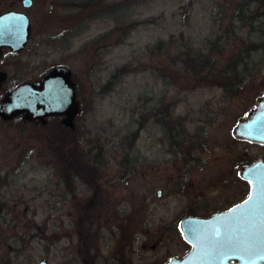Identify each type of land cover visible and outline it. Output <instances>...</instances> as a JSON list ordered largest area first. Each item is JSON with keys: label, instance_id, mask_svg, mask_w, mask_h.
Wrapping results in <instances>:
<instances>
[{"label": "rangeland", "instance_id": "obj_1", "mask_svg": "<svg viewBox=\"0 0 264 264\" xmlns=\"http://www.w3.org/2000/svg\"><path fill=\"white\" fill-rule=\"evenodd\" d=\"M22 1L0 0V14L24 12L32 31L20 55L0 62L9 74L0 100L60 66L77 82L80 111L73 135L57 119H0V264L183 256L179 221L243 199L237 167L264 159L263 145L231 134L264 92V14L254 19L264 0ZM185 52L215 67L193 75ZM235 62L241 82L228 92L200 80ZM73 152L90 165L67 188Z\"/></svg>", "mask_w": 264, "mask_h": 264}, {"label": "water", "instance_id": "obj_2", "mask_svg": "<svg viewBox=\"0 0 264 264\" xmlns=\"http://www.w3.org/2000/svg\"><path fill=\"white\" fill-rule=\"evenodd\" d=\"M22 5L29 9L32 7V0H23ZM30 36V21L25 14L10 12L0 16V49L7 46L13 52H20ZM70 78V71L61 68L42 80L17 86L1 99L0 119L9 122L21 115L26 122H44L46 118L58 116L62 117L61 124L65 128L74 131L78 108L75 102V84ZM231 134L235 139L264 145V98L244 119L237 122ZM238 176L250 182L254 190H264V162L240 168ZM157 195L160 197L161 191H157ZM252 201L251 197V200L247 199L206 219L188 217L181 220L180 234L192 249L185 258H172L167 264H229L232 249L230 245L234 243L233 237L236 236L232 232L235 213L244 208L243 215H246L247 206ZM37 264L48 263L42 259Z\"/></svg>", "mask_w": 264, "mask_h": 264}, {"label": "flooded vegetation", "instance_id": "obj_3", "mask_svg": "<svg viewBox=\"0 0 264 264\" xmlns=\"http://www.w3.org/2000/svg\"><path fill=\"white\" fill-rule=\"evenodd\" d=\"M10 12L25 14L24 12L7 11V13H10ZM7 13H4V14H7ZM4 14H0V16H2ZM31 35H32V31H31ZM30 38H31V36H30ZM29 42H30V39L27 42L25 48L20 52H13L7 46L2 47L0 49V53H1L0 54V62L4 58L5 59L7 58V60H9L11 58H15L14 56L17 57L18 55H20L26 49ZM10 61H13V59H11ZM61 68H65V67L55 66V67L49 69L46 73H44V75L39 80H42L44 77H46L49 74H54L57 69H61ZM65 69H67V68H65ZM0 73H1V77H0V88H1L3 86V84L8 80L9 74H8L7 70H5L1 67V65H0ZM70 73H71V71H70ZM39 80H37V81H39ZM24 81L19 83L17 86H19L23 83H30L28 81H25V82ZM70 81L75 84V102L77 103V108H78V111L76 114V117H77V115L79 114V111H80V106H79V101H78V93L79 92H78L77 82L74 81L72 73H71ZM34 82H36V81H34ZM17 86H13L12 88L6 89L3 97L5 96V94L7 92L15 89ZM263 98H264V92L258 97L256 104H254L253 107L250 108L246 112V115L250 110H253L256 107V105L258 104V102L260 100H262ZM76 117H75V119H76ZM48 119H55V120L57 119V120H59V122L61 124L62 117L56 116V117L46 118V119H44V122H45L44 124H46ZM75 119H74V121H75ZM32 122L43 123V122H38V121H32ZM43 126L45 127L46 125H43ZM74 126H75V123H74ZM75 130H76V126H75L74 131H71L72 135L75 133ZM263 148H264V145H263ZM259 161L264 162V159L263 160L258 159V160H254V161L251 160L248 163H245L241 166H238L237 170H236L237 175H238V171L240 170V168L246 167V166H252L256 162H259ZM240 181L245 185V191H244L245 194L243 196L244 197L243 199L233 203L232 205L229 206V208H227L225 210H219V211L213 212L211 214H208L206 216L205 215L202 216V215H197V214H191L189 217H193V218L197 217V218H201V219H206V218H209L215 214L225 212V211L229 210L230 208H233V207L243 203L245 200L249 199V197H252L253 201L247 206L246 215H243V213L245 212L244 208L240 211H236V213H235L232 232L234 234H236V236L233 237L234 243L230 245V247H232V249H231V253H230L231 260L229 261V264H264V190H259V189L254 190L252 188V185L250 184V182L242 180V179H240ZM156 195H157V193H156ZM161 195H162V193H161ZM255 196L257 197V200H255ZM186 218H188V217H186ZM180 222L181 221H179V223ZM187 244H188L189 250L183 256L170 257L168 259V261L164 264H167L169 262V260L172 258H178V259L185 258L187 256V254L192 249L191 245L189 243H187Z\"/></svg>", "mask_w": 264, "mask_h": 264}, {"label": "trees", "instance_id": "obj_4", "mask_svg": "<svg viewBox=\"0 0 264 264\" xmlns=\"http://www.w3.org/2000/svg\"><path fill=\"white\" fill-rule=\"evenodd\" d=\"M258 1H260V0H249L247 3L249 5L252 2H258ZM129 6H130V4L128 5V9H129ZM260 6L264 7V4L260 3ZM262 14H264V13L257 12L256 15L254 16V19L259 18ZM235 17H239L240 20H244L246 18V17H244L243 14H240V13H236ZM138 24H140V23L130 24L127 28L126 34L131 32L133 29H135ZM178 58H179V60H182V59L184 60L183 61L184 64L189 69V71L192 72L193 75L198 74L199 70H202L203 67H206V68L215 67L214 64L212 63L213 61L211 59V56L204 57L203 54H201V53H196V55H195L194 53H191V52H187V53L185 52V53L179 55ZM237 60L239 61V66H240L242 64L241 57H239ZM236 65H237V62H235V64L233 65L232 68H227L224 72H222L220 74H216V75L213 74L212 75V74L207 73L205 75H201V76H199L200 80L201 81L211 80L214 82H220L219 84L221 85V87L224 88L228 92V89L230 90V88H233V86H235L236 84H239L241 82V80L239 78V74L238 73L235 74L231 70V69L234 70L235 69L234 67ZM230 71H232V72H230ZM119 72L121 74L127 73V71H125V69L123 68L121 70H117L116 72H114V74L112 76L113 77L117 76V74H119ZM63 128L65 131H67L68 134H71V130H69L67 128L65 129V127H63ZM56 138L58 139V136ZM80 159L81 158L78 156L76 157L75 153H74L73 155L71 154V158L69 160H66L67 161V165L65 167L66 171L64 173H62V177L64 179L63 181L65 182V186L67 188H71L72 181L75 179V172H77L78 170L87 169V166L90 165L89 161H85L86 163L82 164L80 162ZM78 164H80L81 167ZM85 165H86V167H85Z\"/></svg>", "mask_w": 264, "mask_h": 264}, {"label": "snow or ice", "instance_id": "obj_5", "mask_svg": "<svg viewBox=\"0 0 264 264\" xmlns=\"http://www.w3.org/2000/svg\"><path fill=\"white\" fill-rule=\"evenodd\" d=\"M249 200H251V197H249ZM245 203H247V201Z\"/></svg>", "mask_w": 264, "mask_h": 264}]
</instances>
